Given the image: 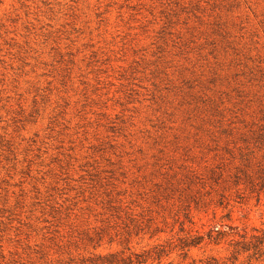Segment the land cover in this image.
Returning a JSON list of instances; mask_svg holds the SVG:
<instances>
[{
  "label": "rangeland",
  "instance_id": "374dc122",
  "mask_svg": "<svg viewBox=\"0 0 264 264\" xmlns=\"http://www.w3.org/2000/svg\"><path fill=\"white\" fill-rule=\"evenodd\" d=\"M0 264H264V0H0Z\"/></svg>",
  "mask_w": 264,
  "mask_h": 264
}]
</instances>
